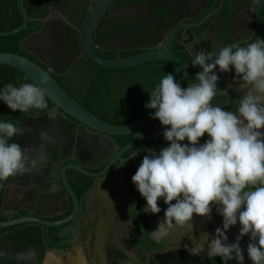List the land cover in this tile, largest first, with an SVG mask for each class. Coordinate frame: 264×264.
<instances>
[{
  "label": "flooded vegetation",
  "instance_id": "flooded-vegetation-1",
  "mask_svg": "<svg viewBox=\"0 0 264 264\" xmlns=\"http://www.w3.org/2000/svg\"><path fill=\"white\" fill-rule=\"evenodd\" d=\"M96 1L39 0L36 13L32 17L26 15L27 22H32V32L24 45L21 44L23 49L45 70H57L54 75L60 76L66 87L75 90L88 78L85 68L77 65L87 56L80 32ZM133 3L140 4L132 6ZM179 3H196L197 6L191 16L182 18L176 15ZM256 6L257 0H111L92 45L97 55L115 51L134 56L151 50H167L173 38L172 52L186 55L179 59L183 65H190L191 51L213 52L229 44L243 47L254 42L257 38ZM158 12L164 14L161 20ZM261 19L264 27V6ZM66 26L79 35L77 47ZM233 75L222 74L218 88L221 91L213 103L235 111L244 91ZM138 96L141 99L131 90L115 96L116 113L107 116L115 122L112 125L122 126L134 120L129 119L133 116V111L129 110L136 102H142V97ZM48 109L57 113L54 121H49L47 110L21 114L6 109L9 121L25 129L18 142L29 146L34 158L41 154L46 158L32 173L12 178L0 187V223L25 220L0 228V264H46L48 259L62 260L74 252L79 255L77 264L118 263L127 256L137 259L139 264L221 262L219 257L209 259L203 251L193 254L192 242L182 240L179 248H173L163 244L166 239L157 240L151 232L157 227L155 222L163 219L167 206L160 201L159 214H144L141 209L146 202L133 184H117L116 189L111 187L108 193L100 192L112 177H132L148 150L159 153L167 146L161 124L139 135L134 143L136 148L121 155V150L131 145L134 135L96 136L53 104ZM42 115L45 119L37 123L35 119ZM0 117L3 118L1 106ZM41 131L52 137L51 143L41 141ZM70 165L81 167L88 174H98L110 165L113 168L108 178L96 183L87 175L66 171L78 199L77 210L61 179L64 169ZM79 179L88 186L80 188ZM133 204L135 209H130ZM238 229L239 225L233 231ZM168 244L173 245V240Z\"/></svg>",
  "mask_w": 264,
  "mask_h": 264
},
{
  "label": "clouds",
  "instance_id": "clouds-1",
  "mask_svg": "<svg viewBox=\"0 0 264 264\" xmlns=\"http://www.w3.org/2000/svg\"><path fill=\"white\" fill-rule=\"evenodd\" d=\"M190 55V64L200 69L193 82L183 87L166 73L144 105L152 110L150 118L163 126L167 146L159 153L148 150L131 177L146 202L141 212L157 215L158 202L167 206L151 232L164 240L174 228L191 231L194 215L210 218L215 207L222 227L194 239L192 253L203 251L222 264H244L241 241L248 237V259L264 264V39ZM222 73H234L233 79L243 86L235 111L213 103L221 91L217 85ZM0 103L13 113L47 110L49 121L57 115L35 83L0 86ZM24 132L21 124L0 117V187L32 173L46 158H34L32 149L18 142ZM40 139L52 142L46 131L40 132ZM237 225L238 235L230 243L227 233Z\"/></svg>",
  "mask_w": 264,
  "mask_h": 264
},
{
  "label": "water",
  "instance_id": "water-1",
  "mask_svg": "<svg viewBox=\"0 0 264 264\" xmlns=\"http://www.w3.org/2000/svg\"><path fill=\"white\" fill-rule=\"evenodd\" d=\"M111 0H97L94 6V9L89 12L88 18L86 20L85 25L83 26L80 35H81V41L85 50L86 55L88 58L94 62L97 65H100L105 68H111V69H119V68H127L132 66L141 65L144 63L149 62H169L173 66V76L177 83L182 82L184 78H186L189 75H192L198 71H200L199 67H193L190 65H183L181 60L177 55H175L172 52V43L173 38L170 42V45L167 50H151L147 52H143L141 54H137L134 56H130L127 58L122 59H116V60H105L101 57H99L93 48V37L96 34V30L99 27V23L101 22V19L105 13L106 8L110 4ZM206 4V3H201ZM18 9L23 16V24L18 27L17 29H14L12 31L2 32L0 33V37L4 36H10L15 35L22 30L26 29V14L25 10L23 8L22 0H18ZM132 6H138L137 4L133 3ZM196 3H179V8L176 11V15L180 17H187L191 16L194 12V9L196 7ZM264 6V0H257V6H256V24H257V38L262 39L263 33H264V27L261 19V10ZM198 22L194 21L192 24H196ZM185 26V25H184ZM25 40L22 42V45H24ZM0 65H5L8 67H11L13 69H16L20 73H22L25 77H27L32 83H35L37 86H39L42 91L45 94V97L58 109L72 117L74 120L78 121L80 124L84 125L88 129L92 130L95 135H105L107 137H113V136H125L132 134L134 135L133 141L131 145L126 147L125 149L121 150L120 154H124L126 151H128L131 148H136L134 143L138 139L139 135H141L143 132L149 130L151 127L156 126L159 124L158 120L150 118V112L151 109H144L142 113L137 116L134 120L131 122L122 125V126H116L109 124L100 118H98L96 115H94L92 112L88 111L85 107H83L73 96H71L54 78V74L57 73V70H45L39 63L34 62L26 57H23L18 54L14 53H3L0 52ZM223 74V73H222ZM218 82L217 87L219 88V84L221 81V76ZM45 115L40 116L39 118L35 119L37 123H40L45 119ZM205 137L201 138V143H203ZM102 149L105 150L104 146H102ZM138 152L142 154L141 149H138ZM82 162H85L82 158L80 159ZM66 171H72L77 172L82 175H87L90 177L94 183L98 182L99 180H104L109 177V175L113 172L112 165L108 166L106 169H104L102 172L98 174H88L83 168L77 167L74 165H70L64 169L62 173V183L70 195L72 202L74 204L75 210L78 208V199L76 196V192L69 182L67 178ZM88 183L77 180V185L80 188L87 187ZM27 221H36L32 219H26ZM25 220H17L10 223H0V228L19 224L20 222H23ZM160 221V220H159ZM158 221V222H159ZM192 230L189 231L188 229H180V228H174L171 232L170 236L164 240L163 244L166 247H173V248H179V241H184L186 243L192 242L194 239L199 238L203 234L204 228L201 227L198 223L192 222ZM46 224V223H45ZM182 238V239H181ZM173 240V245H169V241ZM249 243V238L245 237L241 241V248L245 257L244 264H252V262L247 257V245ZM186 247V246H185ZM105 264H139L138 260L132 257H125L122 262L118 263H105ZM229 264H237L235 260H232L229 262Z\"/></svg>",
  "mask_w": 264,
  "mask_h": 264
},
{
  "label": "trees",
  "instance_id": "trees-1",
  "mask_svg": "<svg viewBox=\"0 0 264 264\" xmlns=\"http://www.w3.org/2000/svg\"><path fill=\"white\" fill-rule=\"evenodd\" d=\"M39 0H23V8L27 17H32L39 5ZM160 20L164 17V14L158 12ZM23 24V17L18 9L17 0H0V33L12 31L17 29ZM32 22L28 21L26 23V29L21 32L0 37V52L3 53H14L26 57L31 60L30 55L22 47V42L29 36L32 32L30 27ZM161 26V23L158 25ZM68 35L74 40L77 47L79 35L69 27H65ZM138 54V53H137ZM175 54L180 58H185L186 55L178 53ZM132 54H124L115 51L107 52L104 56L99 55V57L105 60H116L127 58ZM77 65L83 66L88 73V78L85 83L79 85L78 89H72L66 87L62 83V78L58 75H54L55 80L71 95L75 93L77 96H73L83 107L88 111L94 113L104 121L108 123L115 124L107 116L116 113L115 109V96L120 95L126 90H131L136 94L138 99H141L138 95L142 97V102H136L134 107L129 111H133L132 118L135 119L145 108V103L149 100V94L155 85L159 82L162 75L166 73H173V66L169 62H149L137 66L111 69L105 68L92 62L88 56H83ZM76 67V66H75ZM194 75H189L181 82V86L187 87V85L193 82ZM31 82L22 73L13 69L11 67L0 65V86L7 83H12L13 85H19L24 83V81ZM46 98V97H45ZM48 101V106L52 103ZM1 110L3 113V119L9 120L6 114L7 106L0 103ZM210 264H222V261L216 263L211 261Z\"/></svg>",
  "mask_w": 264,
  "mask_h": 264
},
{
  "label": "crops",
  "instance_id": "crops-1",
  "mask_svg": "<svg viewBox=\"0 0 264 264\" xmlns=\"http://www.w3.org/2000/svg\"><path fill=\"white\" fill-rule=\"evenodd\" d=\"M135 4L138 5L140 3H135ZM159 9L161 10V7H159ZM158 126H160V123L158 124ZM117 184H121L122 186H128V184L132 185L131 177L129 175L123 176L121 178H113L112 177L110 180V183H108L107 186L103 185V187H101L100 192L101 193H108V189L111 187L116 189L115 186ZM193 221H194V223H198L199 225H201L202 228H204L203 233L208 232L210 234H214L215 229L217 227H222V218L217 214L215 207H213V211L211 213L210 218H201V217H197L194 215ZM157 224H158V222L157 223L155 222V226ZM234 227H232L229 230V232L227 233L230 243L235 242V238L238 235V231H235V232L233 231Z\"/></svg>",
  "mask_w": 264,
  "mask_h": 264
},
{
  "label": "rangeland",
  "instance_id": "rangeland-1",
  "mask_svg": "<svg viewBox=\"0 0 264 264\" xmlns=\"http://www.w3.org/2000/svg\"><path fill=\"white\" fill-rule=\"evenodd\" d=\"M78 256L76 252L72 253L69 257H66L65 259H48L46 261V264H77Z\"/></svg>",
  "mask_w": 264,
  "mask_h": 264
}]
</instances>
